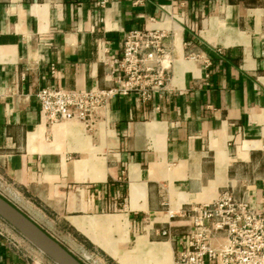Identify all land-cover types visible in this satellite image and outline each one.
Instances as JSON below:
<instances>
[{
    "label": "crops",
    "instance_id": "1",
    "mask_svg": "<svg viewBox=\"0 0 264 264\" xmlns=\"http://www.w3.org/2000/svg\"><path fill=\"white\" fill-rule=\"evenodd\" d=\"M136 27L165 87L50 122L37 91L112 87ZM224 190L264 207V0H0L1 195L86 264H172ZM33 261L60 264L0 214V264Z\"/></svg>",
    "mask_w": 264,
    "mask_h": 264
},
{
    "label": "built area",
    "instance_id": "2",
    "mask_svg": "<svg viewBox=\"0 0 264 264\" xmlns=\"http://www.w3.org/2000/svg\"><path fill=\"white\" fill-rule=\"evenodd\" d=\"M106 1L100 0L102 4ZM164 35L163 30L151 27L128 30L121 54L111 61L112 87L43 86L37 91L42 114L50 122L78 118L91 126L114 94L136 91L143 101L151 99L168 79ZM188 213L190 227L184 247L172 264H264V207L224 190L212 201L192 205Z\"/></svg>",
    "mask_w": 264,
    "mask_h": 264
},
{
    "label": "water",
    "instance_id": "3",
    "mask_svg": "<svg viewBox=\"0 0 264 264\" xmlns=\"http://www.w3.org/2000/svg\"><path fill=\"white\" fill-rule=\"evenodd\" d=\"M0 214L60 264H86L25 212L0 194Z\"/></svg>",
    "mask_w": 264,
    "mask_h": 264
},
{
    "label": "rangeland",
    "instance_id": "4",
    "mask_svg": "<svg viewBox=\"0 0 264 264\" xmlns=\"http://www.w3.org/2000/svg\"><path fill=\"white\" fill-rule=\"evenodd\" d=\"M83 258H84V257H83ZM85 260H86L87 262H89L90 264L95 263L94 260H93V258H85ZM37 262H39V261H37ZM39 263H40V262H39Z\"/></svg>",
    "mask_w": 264,
    "mask_h": 264
}]
</instances>
